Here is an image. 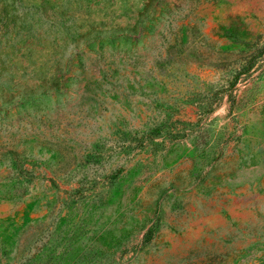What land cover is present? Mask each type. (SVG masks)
I'll use <instances>...</instances> for the list:
<instances>
[{
    "label": "rangeland",
    "instance_id": "obj_1",
    "mask_svg": "<svg viewBox=\"0 0 264 264\" xmlns=\"http://www.w3.org/2000/svg\"><path fill=\"white\" fill-rule=\"evenodd\" d=\"M0 264H264V0H0Z\"/></svg>",
    "mask_w": 264,
    "mask_h": 264
}]
</instances>
